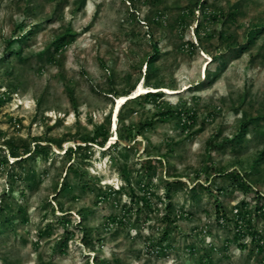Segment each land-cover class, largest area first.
<instances>
[{"label":"rangeland","instance_id":"374dc122","mask_svg":"<svg viewBox=\"0 0 264 264\" xmlns=\"http://www.w3.org/2000/svg\"><path fill=\"white\" fill-rule=\"evenodd\" d=\"M0 96V264H264V0H0Z\"/></svg>","mask_w":264,"mask_h":264},{"label":"trees","instance_id":"16d2710c","mask_svg":"<svg viewBox=\"0 0 264 264\" xmlns=\"http://www.w3.org/2000/svg\"><path fill=\"white\" fill-rule=\"evenodd\" d=\"M205 12V14H206V16L208 17V18H211V19H213V20H216V18H218V16H220V12L218 11H204ZM211 12V13H210ZM190 14L191 15H193L194 14V9L193 8H191L190 9ZM200 25H202V22H201V24ZM199 25V27L197 28V32L199 33V35H200V28H201V26ZM63 45H65L63 42H61L59 45H58V48H62L63 47ZM152 47H153V56H155V55H157V54H159L160 53V51H159V49H158V45H157V43H154L153 45H152ZM129 94V93H128ZM145 95H147V96H149V97H151V96H155L156 94L155 93H153V92H151V91H149V92H147ZM4 97H2V96H0V105L1 104H3V102H4ZM182 115H184L183 113H182ZM183 118V117H182ZM191 119V117L190 116H185V118H184V120L186 121V120H190ZM136 128V130H138L139 132L141 131V129L139 128V127H135ZM133 130V129H132ZM131 134V133H130ZM121 137H122V135H121ZM93 139H95V138H93ZM12 154H15V152L14 151H12ZM230 176H231V178H232V180L234 181V182H239L241 185H245V179H244V177H243V175L242 174H240V173H238V172H231L230 173ZM239 218H241V221L239 222V220L237 219L236 220V226L238 227V235H243V228H244V225H243V223L244 224H248L247 226H249V225H251V223L250 222H247L246 221V217H245V215H244V213L243 212H241L240 213V215H239ZM251 234H253L252 235V240H254V241H256L257 240V235H256V233H251ZM261 239H262V241H261V243L258 245V250L259 251H262V249H263V247H264V239L262 238V237H260ZM241 246H244V245H241Z\"/></svg>","mask_w":264,"mask_h":264},{"label":"bare ground","instance_id":"6f19581e","mask_svg":"<svg viewBox=\"0 0 264 264\" xmlns=\"http://www.w3.org/2000/svg\"><path fill=\"white\" fill-rule=\"evenodd\" d=\"M166 90L168 92H175V89H171V88H166ZM145 92H148L147 88L141 83L139 84L138 88L136 89L135 92H133L132 94H125V95H121V97L118 98L117 104L115 106V110H114V115H113V126L114 128H116L117 124H116V117L119 111V108L126 103V101H128L130 98H134L137 97L139 95L144 94Z\"/></svg>","mask_w":264,"mask_h":264},{"label":"clouds","instance_id":"9594fccd","mask_svg":"<svg viewBox=\"0 0 264 264\" xmlns=\"http://www.w3.org/2000/svg\"><path fill=\"white\" fill-rule=\"evenodd\" d=\"M147 92H145V94H146Z\"/></svg>","mask_w":264,"mask_h":264}]
</instances>
